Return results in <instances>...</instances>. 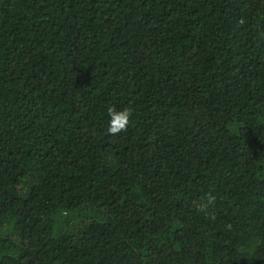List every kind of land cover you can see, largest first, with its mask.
Returning a JSON list of instances; mask_svg holds the SVG:
<instances>
[{
    "label": "trees",
    "instance_id": "obj_1",
    "mask_svg": "<svg viewBox=\"0 0 264 264\" xmlns=\"http://www.w3.org/2000/svg\"><path fill=\"white\" fill-rule=\"evenodd\" d=\"M0 264H264V0H0Z\"/></svg>",
    "mask_w": 264,
    "mask_h": 264
},
{
    "label": "clouds",
    "instance_id": "obj_2",
    "mask_svg": "<svg viewBox=\"0 0 264 264\" xmlns=\"http://www.w3.org/2000/svg\"><path fill=\"white\" fill-rule=\"evenodd\" d=\"M107 114L110 118L107 133L115 136L119 135L121 132L127 131L131 123L133 109L129 106L118 110L116 107L110 106L107 108ZM213 199L214 197H209V200Z\"/></svg>",
    "mask_w": 264,
    "mask_h": 264
}]
</instances>
